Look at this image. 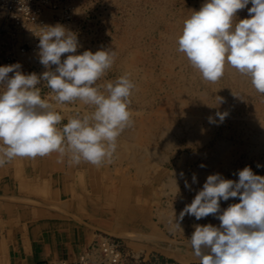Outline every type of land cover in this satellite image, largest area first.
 <instances>
[{
    "label": "rangeland",
    "instance_id": "obj_1",
    "mask_svg": "<svg viewBox=\"0 0 264 264\" xmlns=\"http://www.w3.org/2000/svg\"><path fill=\"white\" fill-rule=\"evenodd\" d=\"M68 2L73 7L71 19L51 26L61 24L77 34L81 47L76 54L102 48L116 52L99 84L126 73L135 84L129 106L134 123L118 137L111 162L100 166L86 162L92 172L89 196L105 222L97 224L94 238L120 240L133 260L200 264L189 241L194 226H219L220 221L212 215L200 220L185 215L178 227L175 220L209 175L238 181V172L248 166L264 176V94L228 64L221 79L208 82L178 51L184 21L205 0ZM251 7L249 3L238 10L236 22L249 18ZM18 58L24 74L45 71L39 50ZM38 86L42 98L64 117L61 126L75 113L93 110L80 101L55 104L43 83ZM217 112L227 113L223 121ZM239 202L238 197L221 200V210Z\"/></svg>",
    "mask_w": 264,
    "mask_h": 264
},
{
    "label": "clouds",
    "instance_id": "obj_2",
    "mask_svg": "<svg viewBox=\"0 0 264 264\" xmlns=\"http://www.w3.org/2000/svg\"><path fill=\"white\" fill-rule=\"evenodd\" d=\"M249 3V18L236 22L238 10ZM38 38L39 62L45 68L41 74H24L19 63L0 66V166L53 152L60 154L61 162L67 156L76 165L111 162L118 137L134 123L129 106L135 84L130 75L99 84L116 52L102 48L76 54L81 47L77 34L61 24L46 26ZM177 44L204 80L217 82L228 64L264 94V0H205L184 21ZM63 54L68 55L62 60ZM42 83L55 104L80 101L93 110L77 112L61 126L64 117L42 98ZM217 116L223 121L227 113ZM209 122H214L212 117ZM185 187L190 185L186 182ZM237 197L239 203L221 210V200ZM185 215L196 220L212 215L220 221L219 226H194L189 241L200 264H264V176L250 167L238 172V181L209 175L175 220L178 227Z\"/></svg>",
    "mask_w": 264,
    "mask_h": 264
},
{
    "label": "crops",
    "instance_id": "obj_3",
    "mask_svg": "<svg viewBox=\"0 0 264 264\" xmlns=\"http://www.w3.org/2000/svg\"><path fill=\"white\" fill-rule=\"evenodd\" d=\"M78 165L53 152L0 166V264L73 260L95 239L103 216L90 164Z\"/></svg>",
    "mask_w": 264,
    "mask_h": 264
},
{
    "label": "built area",
    "instance_id": "obj_4",
    "mask_svg": "<svg viewBox=\"0 0 264 264\" xmlns=\"http://www.w3.org/2000/svg\"><path fill=\"white\" fill-rule=\"evenodd\" d=\"M68 0H0V66L20 62L18 54L36 53L38 36L46 26L71 19ZM48 264H177L175 262L130 258L120 240L102 235L85 245L73 260Z\"/></svg>",
    "mask_w": 264,
    "mask_h": 264
}]
</instances>
